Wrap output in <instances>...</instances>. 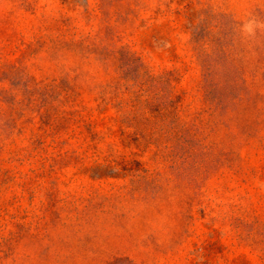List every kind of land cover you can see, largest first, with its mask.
Instances as JSON below:
<instances>
[{"label": "rangeland", "instance_id": "374dc122", "mask_svg": "<svg viewBox=\"0 0 264 264\" xmlns=\"http://www.w3.org/2000/svg\"><path fill=\"white\" fill-rule=\"evenodd\" d=\"M0 264H264V0H0Z\"/></svg>", "mask_w": 264, "mask_h": 264}, {"label": "trees", "instance_id": "16d2710c", "mask_svg": "<svg viewBox=\"0 0 264 264\" xmlns=\"http://www.w3.org/2000/svg\"><path fill=\"white\" fill-rule=\"evenodd\" d=\"M148 81L167 84L170 81V78H168L167 76H161L159 78L151 77Z\"/></svg>", "mask_w": 264, "mask_h": 264}]
</instances>
